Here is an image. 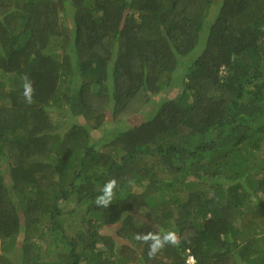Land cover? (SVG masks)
<instances>
[{
    "label": "trees",
    "instance_id": "obj_1",
    "mask_svg": "<svg viewBox=\"0 0 264 264\" xmlns=\"http://www.w3.org/2000/svg\"><path fill=\"white\" fill-rule=\"evenodd\" d=\"M190 258L264 264V0H0V264Z\"/></svg>",
    "mask_w": 264,
    "mask_h": 264
},
{
    "label": "clouds",
    "instance_id": "obj_2",
    "mask_svg": "<svg viewBox=\"0 0 264 264\" xmlns=\"http://www.w3.org/2000/svg\"><path fill=\"white\" fill-rule=\"evenodd\" d=\"M22 89L23 90L21 95L24 103L28 105L33 104L35 96L34 81H32L28 76H24ZM117 187L118 181L116 179L113 178L108 180L102 187L101 194L96 197L95 204L97 206H102L103 208H108L111 204H113L115 190ZM136 239L140 240L142 243L148 244V254L150 257L157 256V254L160 253V251L166 245L176 246L179 243L178 235L172 231L161 233L149 232L147 234H137Z\"/></svg>",
    "mask_w": 264,
    "mask_h": 264
},
{
    "label": "rangeland",
    "instance_id": "obj_3",
    "mask_svg": "<svg viewBox=\"0 0 264 264\" xmlns=\"http://www.w3.org/2000/svg\"><path fill=\"white\" fill-rule=\"evenodd\" d=\"M204 48V43L201 41L200 44L198 45L197 49L191 54V57L195 58L197 54H200ZM190 264H194V259H190L189 262Z\"/></svg>",
    "mask_w": 264,
    "mask_h": 264
}]
</instances>
